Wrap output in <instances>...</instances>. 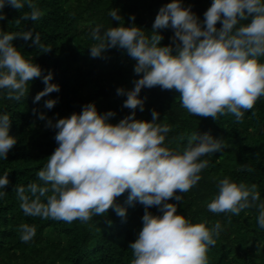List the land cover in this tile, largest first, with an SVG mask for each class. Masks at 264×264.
I'll return each mask as SVG.
<instances>
[{
    "label": "clouds",
    "instance_id": "9594fccd",
    "mask_svg": "<svg viewBox=\"0 0 264 264\" xmlns=\"http://www.w3.org/2000/svg\"><path fill=\"white\" fill-rule=\"evenodd\" d=\"M25 5L31 11L21 20L37 21L42 17L32 0H0V21L6 19L2 11L5 6L20 10ZM109 16L121 25L103 31L102 25L93 28L90 35L97 43L89 47L90 56L99 58L119 48L136 61L134 73L140 78L133 81L134 88L117 89V95L127 96L123 107L133 110L131 115L117 124L109 123L116 113L101 115L93 102L85 104L81 113L55 124L49 119L47 126L58 130L54 137L58 147L37 173L44 186L29 183L27 188L16 186L13 191L25 216L66 223H88L109 209L126 217L127 209L116 200L128 192L129 204L138 200L145 207L143 227L129 246L134 257L131 264H208L209 248L217 243L222 231L220 222L211 228L207 222L193 224L177 214V204L168 201H183L182 194L198 184L200 173L209 166V161L201 158L221 152L225 145L208 133H193L183 153L176 152L164 144L171 127L157 123L159 112L153 110V119L148 122L134 119L135 110H144L141 90L158 86L178 92L181 107L191 115L218 121L231 114L242 122L244 113L264 96V63L258 59L264 57V0H213L203 23L191 7L183 6L182 0H172L159 10L151 37L139 26H124L118 9L111 10ZM249 17V24L237 27ZM218 22L222 27H217ZM169 27L174 29L172 43L161 46L163 36L157 30ZM18 38L31 40L43 53L52 50L41 43L39 32L33 38L31 30L0 31V91L6 90L7 99L16 101L28 95L30 81L42 76L41 67L26 60L14 45ZM52 78V73L43 76L46 87L34 102L60 91L59 85L51 83ZM56 103L49 99L45 107L51 109ZM39 118L45 119L44 114ZM11 122L8 114L0 115L3 159L17 143L9 135ZM247 170L253 171L251 167ZM9 183L5 172L0 177V188ZM217 187L218 195L207 203L208 211L228 214L230 223L232 215L258 207V227L264 228V202L258 203L257 185L223 178ZM6 194L0 192V197ZM151 207H158L162 215H153L148 211ZM18 231L24 243L36 235V227L26 223Z\"/></svg>",
    "mask_w": 264,
    "mask_h": 264
},
{
    "label": "trees",
    "instance_id": "16d2710c",
    "mask_svg": "<svg viewBox=\"0 0 264 264\" xmlns=\"http://www.w3.org/2000/svg\"><path fill=\"white\" fill-rule=\"evenodd\" d=\"M32 2L43 13L37 21L20 19L31 11L27 5L20 10L5 6L2 11L6 19L0 21V31L31 30L33 38L39 32L41 43L52 48L49 53H43L31 40H14L24 58L41 67L42 76L28 83L29 93L20 101L7 99L6 90L0 91V115L10 116L9 135L17 140L7 159L0 158V177L7 172L10 181L5 188H0V192L7 193L0 197V264H131L134 257L129 246L143 227L145 207L138 200L129 204L128 192L116 200L127 209L126 217L109 209L108 213L88 223L79 220L66 223L25 216L13 189L16 186L27 188L29 183L44 186L37 173L58 147L54 139L58 130L47 126L49 119L55 124L61 118L81 113L85 104L93 102L101 115L109 111L116 113L109 118V123L117 124L131 115L133 110L123 107L127 96L117 95V89L134 88L133 81L140 78L134 73L136 61L119 48L92 58L89 47L97 42L90 33L97 25L103 26L102 31L119 27L121 21L109 16L111 10L118 9L124 26H139L151 37L159 10L172 0ZM212 3L213 0H182L183 6L191 7L201 23ZM251 19L241 20L237 27L249 24ZM217 27L222 24L218 22ZM157 31L163 36L161 46L172 43L174 29ZM258 59L264 63V57ZM49 73L53 74L51 83L59 85L60 91L34 102L35 96L46 87L43 76ZM179 95L175 90H161L158 86L142 89L139 98L145 101L144 110L137 108L134 119L151 122L152 111L159 112L157 123L171 127L164 144L179 153H183L193 133H208L221 139L225 147L221 152L201 158L208 160L209 166L200 173L202 179L198 184L182 194L183 201L173 198L168 202L177 204V214L184 215L193 224L207 222L211 228L220 222L222 231L217 243L209 248L208 264H264V228L258 227V207L245 209L238 216L232 215L230 223L228 214H215L207 209V203L218 195L217 184L223 178L248 186L257 185L258 203L264 202V96L252 110L244 113L242 122H237L231 114L221 116L218 121L191 115L181 107ZM49 99L57 100L51 109L45 107ZM41 114L45 119L39 118ZM248 167L253 171H248ZM41 201L47 202L45 198ZM148 211L162 215L158 207ZM25 223L36 227V235L28 243L21 241L18 231Z\"/></svg>",
    "mask_w": 264,
    "mask_h": 264
}]
</instances>
